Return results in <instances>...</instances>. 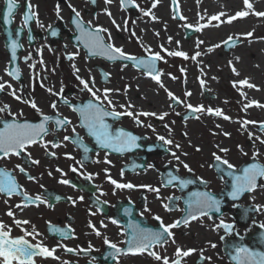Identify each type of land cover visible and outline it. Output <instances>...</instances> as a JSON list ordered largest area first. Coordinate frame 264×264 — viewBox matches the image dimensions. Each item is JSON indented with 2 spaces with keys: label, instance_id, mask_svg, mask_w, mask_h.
Masks as SVG:
<instances>
[{
  "label": "flooded vegetation",
  "instance_id": "obj_1",
  "mask_svg": "<svg viewBox=\"0 0 264 264\" xmlns=\"http://www.w3.org/2000/svg\"><path fill=\"white\" fill-rule=\"evenodd\" d=\"M168 1L176 18L173 1ZM59 3L68 6V3ZM16 4L10 23H5L4 14L7 11V4L6 0H0V83H5L4 90L0 91V108L4 109L0 112V122L36 125L42 122L45 115L54 119L47 122L48 134L41 142L27 147L25 152L18 156L0 158V169L8 171L20 186V191L33 198L31 201H26L23 195L14 194L9 197L0 194V222L10 228L11 233L23 235L24 231L33 233L32 236L25 237L32 244L40 242L49 250L55 249L52 256H42L36 259V262L39 261L40 264L99 263L101 260L98 256L104 251L111 250L105 244V238L122 248L133 231L129 227L130 224L160 231L161 220L165 225L180 221L182 217L187 216L185 201L189 194L194 192H210L220 201L222 214L218 216L217 212H210L208 216H200L179 229H170L173 235H180L183 231L198 225L205 232L211 231L215 236L217 235L222 250L221 237L225 232L222 228L213 230L221 219L225 223L232 224L236 233L243 237L249 233L245 230L246 226L252 230L250 233L258 226L261 227V223L258 225L252 221L257 220L260 214H264V209L262 212L250 213L245 225L241 226L234 220L239 205L255 208L253 206L255 196L252 194L261 190V187L244 194L237 202L225 203L223 195L229 189L231 179L227 172L233 171L235 175L242 162L225 158L234 165V169H228L226 165L219 164L215 160L213 153L224 159L220 151L222 142L213 144L214 140H218L219 126L208 127L209 133H213V139L212 135L205 133H191L189 130L182 133L177 130L176 122L192 124L200 120L218 123L227 121L223 118L225 105L218 101L217 94L200 89L197 101L201 104L213 101L211 109L219 108L223 113L222 116L210 114L206 110L196 112L194 119L182 121L181 113L176 114L174 119L166 118L167 123L162 124L160 111L163 109L160 107V96L157 93L150 94L148 89L149 93L146 92L144 80L147 79L155 86L158 85L157 82L148 79L145 72L129 60H109L106 56L89 54V50L77 39L80 32L71 22L72 9L64 10L65 15L68 14L66 26L58 18L60 13H56V9L53 11L57 18L54 22L50 19L46 13L51 8L47 7L48 0H16ZM29 4L32 6L30 10ZM29 11L34 12L35 16L25 23L24 15ZM76 11L80 15L88 14L79 7ZM91 12L90 14L94 16L96 9L95 11L92 9ZM79 18L84 25L86 24L88 30L97 27L92 28L82 16ZM51 31H58V36L48 35L47 33ZM103 33L101 35L106 43L121 48L120 42L119 45L111 35L110 40L106 35L107 39ZM165 37L170 36L165 35ZM185 38L190 37L187 38L185 33ZM151 41L155 42L153 46L158 42L153 38ZM13 42L17 45L15 56L12 50ZM123 51L132 56L127 51ZM164 51V54L171 52L167 49ZM142 55L145 53L137 56ZM69 56L73 58L69 59ZM16 69L19 73L18 79L9 75ZM130 69L133 73L142 75L140 81L133 78L129 83ZM81 79L88 82L89 88L96 92L100 99L93 98L80 83ZM8 84L11 88L7 86ZM105 89L111 90L108 93L112 101L111 105L103 99ZM89 101L101 105L108 112L131 111L134 116L141 112L155 115H138L139 123L133 116L120 115L116 118L111 115L105 116L104 122L109 125V130L113 134L123 129L138 137L136 141L138 147L130 151L116 152L97 144L95 137L89 135L88 130L82 126L79 109ZM32 102L36 103L39 112L31 107ZM54 103L55 109L52 107ZM169 104L174 109L172 99L168 100L167 105ZM55 118H67L70 123L57 129ZM0 127H3L1 123ZM65 136L70 139L65 140ZM159 137L172 143L165 144ZM45 143L46 147L42 146ZM53 145L57 146L53 147ZM85 147L89 151L85 152ZM173 153L175 157H179V160L173 156ZM32 160L38 163L33 164ZM184 164H187L191 171H188ZM21 167L25 170L23 173L19 170ZM218 168L224 171H218ZM29 176L35 179L30 180ZM172 176L191 179L194 182L181 189L179 181L167 183ZM64 180L68 183H61ZM112 180L119 184L131 183L134 187L117 188L111 183ZM145 186L158 188L159 192L150 191ZM36 196H40L45 202L36 201L34 199ZM56 197L60 199L57 200ZM169 197H180V199L169 200ZM242 200H245V203H242ZM166 204L169 205L170 210L165 209ZM9 211L13 216L7 215ZM157 216L161 220L155 219ZM14 220H26L29 223L17 226ZM113 220L117 223L113 224ZM201 220L205 222L200 223ZM172 241L177 244L173 236L168 243ZM67 249L73 251L69 252ZM221 264L231 263L224 256Z\"/></svg>",
  "mask_w": 264,
  "mask_h": 264
},
{
  "label": "rangeland",
  "instance_id": "obj_2",
  "mask_svg": "<svg viewBox=\"0 0 264 264\" xmlns=\"http://www.w3.org/2000/svg\"><path fill=\"white\" fill-rule=\"evenodd\" d=\"M131 1L137 6V10L134 14L125 11L121 6L120 0H111L110 3H105V0H97L94 16L90 14L92 13V7L88 4V0H48L47 7L51 8L48 9L46 13L54 22L57 18H55L56 13L58 12L55 13L53 9H56V11L59 9L60 16H58V18L67 26L68 14L65 15L64 10L72 8L77 9V7H79L80 10L87 11L86 13H88L84 15L81 13L82 15H80L87 24L92 28L93 26H99L107 29V31L103 33L104 36L111 35L117 43H121V45L118 43L121 48L132 54V56L144 53L151 55L158 53L161 56L159 68L160 82L155 86L145 79L144 83L146 92L149 93L150 91V94L155 95L157 93L160 96V107L163 109L160 111V117L163 116L161 123H167L166 118L174 119L176 114L184 113L189 104L195 107L202 106L204 111L211 108L214 103L213 101L205 102L204 104L197 101L200 89H204L209 93L217 94L218 101L225 105V116L230 119L223 121V123L210 122L207 120H200L192 124L188 122H176L178 132L186 133V131L189 130L191 133H205L206 135H212L213 139V133H209L208 127L209 125L210 127L219 126V137L218 140H214L213 144H218L220 141L222 142L221 149H227L226 152L221 151L220 149L224 155V157L222 156L224 159L226 158L228 160L231 158L233 161L242 162L245 159L254 157V153H258L256 156L260 163L264 164V144L261 143V140H264V138L261 137V134L264 133V129L259 130L258 128L260 124H264V120L258 118L255 113H250L252 112L250 110L257 108L258 106L253 104L250 107H245L252 101H256L257 104L264 101V96L259 94L264 91V77H262L261 74L259 76L255 70L249 69V57H244L247 62L241 64L242 67L231 62V53L234 52L236 48L242 46L251 38L259 40L264 39V25H261L259 28L254 27L252 32H250L252 35L248 36L244 33V30L248 29L247 26L239 25L243 24L241 20L235 19L231 23H227V20H224L226 22L225 29L213 33H207L206 35L211 39L200 41L197 40L200 31H196V27L206 24L212 26L220 25L223 20H211L208 22L207 19H204L207 17H203L200 22L196 23L199 21L196 14L187 13L186 11H183V9L181 15L185 19L180 18L177 20L173 16L169 1L159 0L158 6L162 4L163 9H159L160 11L158 10V14L162 13L161 16L163 18L171 21L173 31H167L166 34L163 32L157 33V19L152 18L151 12L153 11L155 14L152 7L154 1ZM177 1L179 2V0ZM59 2L68 3V6H64ZM191 4L195 9L202 8L204 10H210L208 3L201 6L199 0L191 1ZM227 4L229 5L228 8ZM69 5L72 7H69ZM225 7L227 12H234L244 9V3L242 0H234L232 3H226ZM146 11H150V15H144V12ZM113 21H115V23H113ZM50 23L52 22L50 21ZM187 25H192L193 27L191 28L195 30V34L190 36L189 39L185 38L184 33V28L188 27ZM231 29L233 30L230 31ZM165 35L174 36L173 39L180 37L181 42H177V40L173 41L171 38L165 37ZM158 37H161L162 39H159ZM229 37L237 39L239 44L230 49V51L225 52L223 51V45ZM152 38L158 41L155 46H153L155 42L151 41ZM143 41H145V43H143ZM176 43H181V46H176ZM217 45H219V47H217ZM165 49L170 50L171 52L182 51L186 54L187 58L164 54L163 52H165ZM196 53H200V55L196 56ZM193 56H196V58L192 59ZM233 69H236L235 72ZM242 69H245V71L243 72ZM128 76L129 83L132 82L133 78H136V80L138 79L137 81H140L139 79L142 78L141 74L133 73L131 69L128 72ZM245 79H247L250 84L254 85L253 89L249 88L254 90V94L250 95L248 93L247 96L241 95L242 92L247 93V89L238 82ZM202 81L203 84L201 83ZM254 83H256V85ZM241 87H243V89ZM147 89L149 91H147ZM130 91L131 86L129 92ZM168 92H171L180 101L179 106L174 109L171 108L170 104L167 105L166 100H164V98L170 100ZM186 93H190V95H186ZM246 121L249 123H245ZM250 133L251 137L249 135ZM257 137H259V139H257ZM248 143H250L251 146ZM262 186L263 188L260 191L262 194L254 197V206H264V178L262 179ZM242 203H245V200H242ZM262 209L260 212H262ZM204 222L205 220H201L200 223ZM253 222L258 223L256 219L253 220ZM20 235V233L11 234L12 237ZM216 236L211 231L205 232L204 229L196 225L195 228H189L185 232L183 231L180 235H174L177 244L172 241L165 247H160L158 250L154 251L162 257L166 256L171 262L177 257L176 249L178 247L182 250L194 249V251L190 253L191 256L186 260L185 264H194L199 257H203L204 259L202 264H221L222 260H224V254L220 248V240ZM213 244L220 246L219 248H213ZM155 261L156 260L150 256L143 254L138 257H122L117 264H154ZM36 264H40V262L37 261ZM155 264H163V261H156Z\"/></svg>",
  "mask_w": 264,
  "mask_h": 264
},
{
  "label": "snow or ice",
  "instance_id": "obj_3",
  "mask_svg": "<svg viewBox=\"0 0 264 264\" xmlns=\"http://www.w3.org/2000/svg\"><path fill=\"white\" fill-rule=\"evenodd\" d=\"M94 3L95 0H92ZM111 0H105V3H110ZM159 0H154L152 7L155 8ZM131 3V0H121L122 6ZM173 3H176V0H173ZM244 7L248 11H239L233 16H229L227 18V23H231L233 20L237 19V17L243 18L249 15V12L253 9V5L249 2V0H243ZM7 11L4 14L5 23H10V18L13 15L14 9L17 7L16 0H6ZM31 5H28L29 10L31 9ZM69 7H72L69 5ZM72 11L75 12V16L79 17L80 13L76 11L75 8H72ZM59 13V9H57ZM252 14L260 17H264V12H252ZM110 15V13H109ZM144 15H150V11L144 12ZM224 13H220L217 16L210 17V20H220V16H223ZM33 16H35L34 12H28L24 15V21L27 23ZM181 19H185L184 17H180ZM153 19L155 17L153 16ZM77 29L80 32V36L77 37L83 44V46L89 50V54L91 55H102L106 56L109 60H133L136 61V64L144 67L147 70V75H151L154 80L159 83L158 74L153 75L156 72V61L161 59V56L156 53L151 56L150 59H139L126 54L121 48L115 47L111 43H106L101 33L106 32L107 29L102 27H96L94 30H88L83 26V23L77 19L72 21ZM223 22V21H222ZM115 23V21H113ZM188 27H193L192 25H187ZM208 25H200L195 28L196 31H200L203 27ZM218 26V25H217ZM52 35L55 36L56 32L53 31ZM246 35L251 36L252 33H247ZM111 37L109 36V40ZM232 38L229 37V40ZM202 43V42H201ZM227 43V42H224ZM17 45L13 42L12 50L13 56H15V50ZM219 47V45H217ZM171 56H182L186 57V54L182 51L169 52ZM200 53H196V56H199ZM196 56H193L192 59H195ZM72 56H69V59H72ZM235 72V69H233ZM238 74V73H237ZM14 79L19 78L18 69L13 70L9 73ZM79 79V77H77ZM80 83L84 85V88L87 89L95 99H100L96 92H93L91 88H89L88 82L83 79L80 80ZM203 84V81L201 82ZM240 85H246L249 88L254 87V85L250 84L247 79L241 80L238 82ZM11 88V85H7ZM163 86V85H161ZM235 87V84H234ZM5 88V83H0V91H3ZM110 89L104 90V100H107L109 105L112 104V101L109 99L108 93ZM14 95V93H12ZM169 97L180 102L177 97H175L171 92H168ZM186 95H190V93H186ZM241 95H244L241 93ZM19 99V97H17ZM255 104L258 107H264V105L257 104L256 101L250 102V104L245 107H250ZM7 107V106H5ZM31 107L36 109L38 112L40 111L35 102H32ZM55 109V103L52 105ZM123 107V106H121ZM131 107V105H129ZM193 112H201L204 111L202 106L193 107L191 104L187 105ZM4 109L0 108V112H3ZM207 111L210 114H214L216 116H222V111L217 108L215 110L208 108ZM80 117L82 120V126L85 127L89 135L95 137L97 144H99L103 148H111L116 152H124L130 151L132 148L138 147L136 141L138 137L132 135L130 132L124 131L123 129L117 130L114 134L109 130V125L104 122L105 116H113L114 118L119 117L120 115H128L133 116L136 119L137 123H139L138 115H155L154 113H146L141 112L134 116L131 111H127L125 113H120L116 111L108 112L101 105L94 104L91 101L85 104L82 108L79 109ZM163 119V116L160 117ZM224 119H230L227 116L223 117ZM54 117L51 116H43L42 122L40 124H29V123H18V122H4L3 127H0V158H8L12 155H20L25 152L26 148L41 142L43 137L48 134V129L46 124L48 121L53 120ZM70 123L67 118L59 119L55 118L56 128L59 129L61 126ZM249 123V122H245ZM255 123V122H251ZM262 129H264V125H262ZM251 137V133L249 134ZM65 140H69L70 137L65 136ZM159 139L164 140L165 144H171L170 140H165L163 137H159ZM259 139V137H257ZM76 142L75 140L73 141ZM261 143L264 144V140H261ZM42 146L46 147V143L42 144ZM57 145H53L56 147ZM84 151L87 152L89 149L87 147L84 148ZM221 151L226 152L227 149H221ZM258 153H254L255 156ZM175 157V153H173ZM213 156L219 164L226 165L228 169H234V165L229 163L227 160L222 159L220 156L213 153ZM179 160V157H175ZM31 159V157H29ZM33 164L38 163V161L32 160ZM19 167V166H18ZM184 167L191 171L187 164H184ZM20 172L23 173L24 168H19ZM75 171V169H73ZM218 171L223 172L222 168H218ZM227 175L232 178L231 183V191L229 192L230 197L233 200L238 199L244 193H250L254 191L260 185L258 184V179L264 178V165H260L259 163H252L248 166L244 167L239 175H234L233 171H228ZM223 178V177H222ZM28 179L34 180V177L29 176ZM172 181H179V187L183 189L188 184L193 183L194 181L191 179H180L177 176H172L167 183L171 184ZM61 183L67 184L68 181L64 180ZM117 188H132L134 187L131 183L128 184H119L115 180L111 181ZM148 187L150 191L159 192L158 188ZM0 194H5L9 197L12 195H23L24 200L31 201L32 197L25 195L22 191H20V186L16 183L15 178L6 170L0 169ZM36 201H40L44 203L45 201L41 200L40 196H36L34 198ZM56 199H60V197H56ZM169 200H178L180 197H169ZM187 204V216L182 221H176L172 224L165 225L160 217H155L157 220H161L159 228L160 231H153L147 228H140L138 225H129L133 229L131 237L127 240V249H121L116 243L110 242L107 238H105V244L108 245L114 251L110 254L113 259L120 254H127L128 252H145L153 246H163V244L167 243V238L172 237L173 233L170 231L172 228H176L180 225V223H188L190 219H197L200 216H208L210 212H220V201L216 199L210 192H194L190 193L187 200L185 201ZM235 206V205H234ZM17 207H20L17 205ZM166 210H170L169 205H164ZM264 206L257 205L255 208L251 209L252 211H260ZM8 216H13V213L9 211L7 213ZM211 218V217H209ZM14 223L19 226L21 224H27L28 221L24 220H14ZM113 224H116L117 221L113 220ZM91 226V225H90ZM264 227V225H261ZM222 228L225 234H231L233 232V225L229 223H225L223 219H221L220 223L215 225L213 230ZM23 231V230H22ZM57 232H60L59 229H56ZM33 233L24 231V235L19 237L11 236V229L7 228L2 222H0V264H35L33 257L35 256H52L55 249L49 250L47 247L43 246L42 243L37 242L36 244H32L29 240L25 239L26 236H32ZM37 235H39L37 233ZM64 235V233H61ZM99 235V232H97ZM225 237L222 236L221 240ZM242 239V238H241ZM175 241H173L174 243ZM213 248L216 247L215 244L212 245ZM234 254L230 252L232 260L236 262V264H264V252H257L254 250H250L248 247L243 245H232L231 246ZM67 251L71 252L72 249H67ZM194 249L182 250L179 247L176 249L177 259L172 260L171 262L165 256L162 257L155 251H149L148 254L151 255L157 261H163V264H181L182 257H187L193 252ZM210 259V258H209Z\"/></svg>",
  "mask_w": 264,
  "mask_h": 264
},
{
  "label": "bare ground",
  "instance_id": "obj_4",
  "mask_svg": "<svg viewBox=\"0 0 264 264\" xmlns=\"http://www.w3.org/2000/svg\"><path fill=\"white\" fill-rule=\"evenodd\" d=\"M150 1L153 2L154 0H150ZM191 1H197V0H179V3H178L179 11H180V13H183V11H186L187 13L196 14V17L199 19V21H197L196 23L200 22V20L203 17H207L204 19H207V21L209 22V21H211L210 17L217 16L220 13H224L223 16H220V21L223 20V22L220 25L218 24V26L217 25L212 26V25L206 24L208 26L203 27L200 30V35L197 38V40H200V41H206V40L211 39L208 35H206L207 33H211V32L213 33V32L219 31L221 29H225L226 28L225 27L226 22L224 20H227V18L229 16H233L239 11H248L244 7V9H240V10H237L234 12H227L225 4L228 2L232 3L234 0H199L201 2V6H204L208 3L210 6V10H204L202 8L201 9H195L192 6ZM249 2L253 5V9L249 12V15H247L246 17H243V18L237 17V19H239V20H241V22H243V24H239V25H246L248 28V29L244 30L245 34L252 32V29L254 27L259 28L261 25H264V17H260V16H256V15L252 14V12H264V0H249ZM158 5H159V3H157L156 7L153 8L155 14L153 13V11H151L152 12V18L154 16L155 19H157L156 23H158V27L156 28L157 31L156 30L155 31L157 33L163 32L166 34L167 31H173L171 21H169L168 19L166 20V18H163L161 16L162 13L158 14V10L163 9L162 4L160 6H158ZM228 6L229 5L227 4V8H228ZM182 9H183V11H182ZM232 30L233 29H231L230 31H232ZM230 31H228V32H230ZM173 37L170 36L169 38H171V40H173V41L177 40V42H181L180 37H176L175 39H173ZM158 38L162 39L161 37H158ZM142 39H143V37H142ZM176 46H181V43H176ZM244 57L250 58V60L248 61L249 65H250L249 69L255 70V72H257V74H259V76L261 74V76L264 77V67H263V65H264V39L259 40V39L251 38L249 41L244 43L242 46H239L238 48H236V50L231 53V62L233 64H238L239 67H242L241 64L247 62ZM242 70H243V72L245 71V69H242ZM254 84L256 85V83H254ZM243 87L245 89H247V93L242 92L245 96H247L248 93L250 95L254 94V90H252L253 87H252V89H249V87H247L246 85H244ZM243 87H241V88L243 89ZM256 92H257V90H256ZM258 93H259V91H258ZM259 94L264 96V91L260 92ZM259 104L264 105V101L259 103ZM250 111H252V112H250ZM250 111H248V112L255 113L258 118L264 120V107L253 108ZM261 137L264 138V133L261 134ZM261 194L262 193L260 191H258L252 195L253 196H259ZM257 220L259 221V223L264 225V214H260L257 217Z\"/></svg>",
  "mask_w": 264,
  "mask_h": 264
},
{
  "label": "water",
  "instance_id": "obj_5",
  "mask_svg": "<svg viewBox=\"0 0 264 264\" xmlns=\"http://www.w3.org/2000/svg\"><path fill=\"white\" fill-rule=\"evenodd\" d=\"M90 1H92V0H90ZM93 3V2H92ZM94 4V3H93ZM124 8L126 9V10H128V11H133V10H135L136 9V6L131 2V3H128V4H126V5H124ZM192 33V31H188V34L190 35ZM239 43V41H237V40H233V39H231V40H228L227 41V43H225V45H224V49L225 50H229L230 48H232V47H234L235 45H237ZM151 57L150 56H147V57H144V58H142V59H145V60H147V59H150ZM157 65H158V60L156 61V64H155V67H157ZM156 71H157V69H156ZM192 114H193V112H191ZM2 125H3V122H0ZM260 127L262 128V125H260ZM253 159H251L250 161H248L246 164H244L242 167H241V169L239 170V173H237L236 175H239L240 173H241V171H242V169L244 168V167H246V166H248L249 164H252V163H259L260 161H259V159H258V157L257 156H255V158L256 159H254V157H252ZM259 161V162H257V161ZM260 164V163H259ZM260 165H262V164H260ZM264 165V164H263ZM263 179V178H262ZM262 179L260 178V179H258V184L260 183V180H261V189L263 188V186H262ZM231 183H232V179H231ZM231 186V185H230ZM259 187V188H260ZM257 190V189H256ZM259 191H261V190H259ZM229 192H230V190L228 189L227 190V192L225 191L224 192V195H223V198L224 199H227V198H229V199H227L226 200V202L227 201H231V200H233L230 196H228L229 195ZM258 192V191H257ZM243 195V194H242ZM241 195V196H242ZM240 196V197H241ZM239 197V198H240ZM254 206V205H253ZM255 207V206H254ZM247 213L248 212H246V211H242V212H240L239 214H238V216H237V220L239 221V223L240 224H244L246 221H247ZM190 220H192V219H189V221ZM252 223H254L253 221H252ZM180 224H182V223H180ZM256 224H258L259 225V222L258 223H256ZM245 230L247 231V232H251L252 230H250L249 229V227L248 226H246L245 227ZM233 234H234V232H232L231 234H229V235H231V236H233ZM239 234V233H238ZM239 235H241V234H239ZM251 237H254V240L253 241H251V245L250 246H248V245H245L244 244V241H243V239H241L240 237H233L232 239H230V243L229 244H225L224 245V247H223V251H224V253L227 255V257H228V259H229V261H231L233 264H236V262L234 261V260H232V258H231V255H230V252L232 253V254H234V251H233V249H232V245H243V246H245V247H248L250 250H254V251H257V252H264V230L263 229H257V232L254 234V235H252ZM168 239V238H167ZM246 239H248V240H250V237H246ZM258 246H260L261 247V249H259L258 248ZM127 247L128 246H125L123 249H127ZM114 251V250H113ZM113 251H106L105 252V254H103V255H101V256H99L100 258H102L103 259V262L104 263H99V264H113V262L115 261V259H113L112 258V256L110 255ZM149 251H152L151 250V248L150 249H148L147 251H145L146 253H148ZM129 254H131V255H138V254H140L141 252H135V251H133V252H128ZM107 258V259H106ZM202 262V258H200L198 261H197V264H200ZM36 263V262H35Z\"/></svg>",
  "mask_w": 264,
  "mask_h": 264
}]
</instances>
